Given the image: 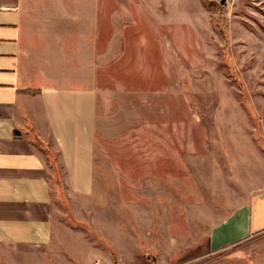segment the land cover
Masks as SVG:
<instances>
[{"label": "rangeland", "instance_id": "1", "mask_svg": "<svg viewBox=\"0 0 264 264\" xmlns=\"http://www.w3.org/2000/svg\"><path fill=\"white\" fill-rule=\"evenodd\" d=\"M34 6L33 69L95 93L94 185L0 264H229L253 240L207 237L264 187V0Z\"/></svg>", "mask_w": 264, "mask_h": 264}, {"label": "crops", "instance_id": "2", "mask_svg": "<svg viewBox=\"0 0 264 264\" xmlns=\"http://www.w3.org/2000/svg\"><path fill=\"white\" fill-rule=\"evenodd\" d=\"M37 1L42 0H0L3 246L50 244L58 197L87 196L94 185L95 93L49 85L48 75L33 69ZM247 239L253 241L231 252L229 264H264V187L215 223L207 243L209 251L219 253Z\"/></svg>", "mask_w": 264, "mask_h": 264}, {"label": "water", "instance_id": "3", "mask_svg": "<svg viewBox=\"0 0 264 264\" xmlns=\"http://www.w3.org/2000/svg\"><path fill=\"white\" fill-rule=\"evenodd\" d=\"M223 1V0H222Z\"/></svg>", "mask_w": 264, "mask_h": 264}]
</instances>
